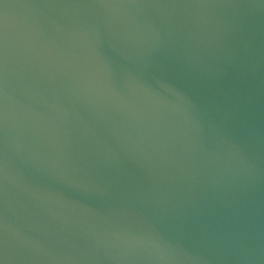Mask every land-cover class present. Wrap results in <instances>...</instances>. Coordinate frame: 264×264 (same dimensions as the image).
I'll use <instances>...</instances> for the list:
<instances>
[{
    "label": "water",
    "instance_id": "obj_1",
    "mask_svg": "<svg viewBox=\"0 0 264 264\" xmlns=\"http://www.w3.org/2000/svg\"><path fill=\"white\" fill-rule=\"evenodd\" d=\"M0 264H264V0H0Z\"/></svg>",
    "mask_w": 264,
    "mask_h": 264
}]
</instances>
